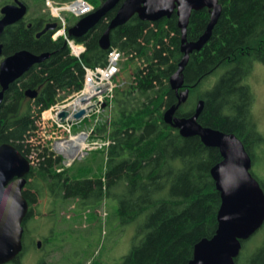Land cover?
<instances>
[{"label":"trees","instance_id":"16d2710c","mask_svg":"<svg viewBox=\"0 0 264 264\" xmlns=\"http://www.w3.org/2000/svg\"><path fill=\"white\" fill-rule=\"evenodd\" d=\"M22 1L28 7L34 1L38 17H25L5 27L0 38L3 55L26 49L49 56L10 84L0 104V142L15 145L25 142L43 110L81 88L84 67L106 63L108 49H102L99 40L123 0L95 27L76 38L85 45L79 59L70 55L62 37L51 38L52 31L37 36L51 21L43 12L44 1ZM88 1L96 9L105 0ZM11 2L2 0L0 5ZM218 2L221 13L209 41L189 55L183 70L179 91L187 89L188 96L175 115L193 114L202 99L198 122L234 134L242 141L252 165L259 161L255 150L264 146V136L252 117L254 97L247 79L255 62L264 64V0ZM209 18L207 7L191 11L186 39L201 36ZM72 24L67 22L66 30ZM109 40V48L123 53L122 69L129 62L134 68L130 78L114 90L111 143L104 153V172L96 176L88 166L74 170L75 162L58 171L59 158L47 148H38L33 168L36 199L42 186L62 201L76 199L82 209L94 211L110 199L115 204L107 218L114 216L121 225H138L130 250L118 264H187L194 245L210 238L217 228L220 195L210 169L222 157L217 148L207 147L198 136H181L163 118L165 110L177 103L169 84L182 57L177 15L174 11L170 17L151 22L134 14L110 31ZM219 72L211 87L204 86ZM27 89L37 90L36 97L26 98ZM250 172L264 193V177ZM240 242L235 264H264V221L252 236ZM19 256L11 262L18 263Z\"/></svg>","mask_w":264,"mask_h":264},{"label":"water","instance_id":"95a60500","mask_svg":"<svg viewBox=\"0 0 264 264\" xmlns=\"http://www.w3.org/2000/svg\"><path fill=\"white\" fill-rule=\"evenodd\" d=\"M120 0H105L94 11L77 19L67 30L68 36L78 38L88 32ZM204 7L210 10L209 22L205 31L196 40L186 39V28L191 11ZM175 11L177 25L181 31L182 57L178 68L169 79L170 87L177 95V103L165 110L164 121L177 128L183 137L198 136L207 147L217 148L222 160L210 169V175L220 195L217 212V228L210 238H203L194 245L193 256L187 264H235L234 258L241 249V240L248 239L264 221V193L255 177L250 172L251 158L241 140L234 134L220 131L198 122L203 109L200 99L193 114L176 116L179 105L188 96L183 86V70L189 55L199 51L209 41L212 29L216 24L221 5L218 0H123L117 7L115 15L99 40L100 47H110L109 33L112 29L127 22L134 14L143 21H157L170 17ZM27 6L20 0L0 7V36L6 26L22 20ZM56 29V24L47 23L37 33L39 36ZM0 104L10 84L28 72L31 67L44 61L49 54H35L26 49L15 51L4 56L3 44L0 41ZM25 96L33 99L37 90L27 89ZM65 113L61 115L64 116ZM29 163L18 150L10 144L0 145V264L13 261L22 251V221L27 214L28 204L22 195L24 175ZM16 176V180L7 182ZM40 246V242H37Z\"/></svg>","mask_w":264,"mask_h":264},{"label":"rangeland","instance_id":"374dc122","mask_svg":"<svg viewBox=\"0 0 264 264\" xmlns=\"http://www.w3.org/2000/svg\"><path fill=\"white\" fill-rule=\"evenodd\" d=\"M37 1L44 0H35ZM53 1L61 3L67 0ZM34 5V1H31L27 18L35 17L36 7ZM42 7L43 12L47 13L48 10L44 3ZM62 16L66 17L67 22L74 23L77 20V17L66 12H62ZM131 68H134L131 62L123 69L120 63V70L114 79L115 88L120 82L130 78ZM219 74L220 72L215 77H211L208 83H204V86L209 84L211 87ZM247 82L254 97L251 105L252 117L256 122V129L264 136V64L254 63ZM81 128L83 126L78 129ZM53 136L48 128L44 130L35 121V127L28 132L25 142L31 144L36 153L38 148L40 151L47 148V151L51 153L50 137ZM255 154L259 161L254 162L250 169L255 174L264 177V146L257 148ZM51 155L54 154L51 153ZM36 161L35 159L34 162ZM104 161V151L93 150L82 159L76 160L73 167L75 170L78 167L88 166L96 176H100L104 172ZM60 165L63 168L68 167L65 164ZM114 204V201L107 199L94 211L82 209L78 207L76 199L70 198L62 201L59 197L52 195L47 186H42L41 195L37 196L35 217L31 218L27 224L28 231L24 238L25 248L20 253L19 262L5 264H89L92 261L99 264L120 263L134 242L138 225L137 223L121 225L114 216L107 218ZM44 236H49V242L45 243ZM36 240H41L39 247L36 245Z\"/></svg>","mask_w":264,"mask_h":264},{"label":"built area","instance_id":"2783aa9c","mask_svg":"<svg viewBox=\"0 0 264 264\" xmlns=\"http://www.w3.org/2000/svg\"><path fill=\"white\" fill-rule=\"evenodd\" d=\"M50 15L60 23V29L52 33L51 38L61 36L69 49L70 55L80 58L85 45L70 38L66 31V20L62 12L81 17L94 10L87 0H71L56 3L45 0ZM123 53L117 48L107 52L106 63L94 68L84 67L82 86L67 97L55 101L42 111L36 122L45 130L48 128L50 151L61 158V164L69 166L74 160L82 159L90 151H107L111 143L109 138L110 122L113 111L114 79L119 72ZM65 113L64 116L61 114ZM83 126V128H80ZM68 146V148H64ZM59 168L58 170H61Z\"/></svg>","mask_w":264,"mask_h":264},{"label":"flooded vegetation","instance_id":"af4514ba","mask_svg":"<svg viewBox=\"0 0 264 264\" xmlns=\"http://www.w3.org/2000/svg\"><path fill=\"white\" fill-rule=\"evenodd\" d=\"M20 1H22V0H20ZM11 3H14V0ZM28 10H29V8L27 6V12H28ZM27 12H26V14H25L24 17H26ZM0 17H1V14H0ZM35 17H38V15H36ZM47 23L56 24V26H57V22L56 21H53V20L48 21ZM2 34H1V36H2ZM1 36H0V38H1ZM26 98H28V97H26ZM1 144H10L13 147H15V149L19 151V153L21 154V156H23L28 161V163H29L28 171L24 175L25 182H24V184L22 186V190H21L22 195H23V197L25 198V200H26V202L28 204L27 214H26V216L24 217V219L22 221V226H23V230H24L23 231V236H22V251H23V249L25 248L24 238H25V236L27 234V231H28L27 224H28V222H29V220L31 218L35 217V214H36L35 213L36 212V210H35L36 207L35 206H36V203H37V199H36L35 172H34V169H33L34 168V165H35L34 160H35V156H36V151H35V148L31 144H29L27 142H24V143H22L20 145L19 144H16V145L15 144H11V143H8V142H0V145ZM16 178H17L16 176H14L13 178H11L7 182L6 186L9 185V184H11L12 181L16 180ZM51 193H52V195H55L53 193V191H51ZM43 239L45 240V243L46 242H49V240H50L49 239V236H44ZM36 241L41 243V240H36ZM36 245H37V243H36Z\"/></svg>","mask_w":264,"mask_h":264},{"label":"bare ground","instance_id":"6f19581e","mask_svg":"<svg viewBox=\"0 0 264 264\" xmlns=\"http://www.w3.org/2000/svg\"><path fill=\"white\" fill-rule=\"evenodd\" d=\"M64 148H68V146H64Z\"/></svg>","mask_w":264,"mask_h":264}]
</instances>
